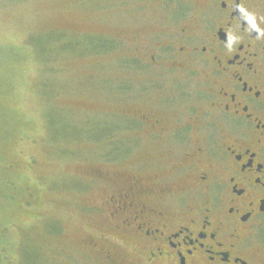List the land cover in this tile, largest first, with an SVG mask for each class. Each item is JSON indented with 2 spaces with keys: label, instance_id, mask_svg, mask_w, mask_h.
Returning <instances> with one entry per match:
<instances>
[{
  "label": "rangeland",
  "instance_id": "374dc122",
  "mask_svg": "<svg viewBox=\"0 0 264 264\" xmlns=\"http://www.w3.org/2000/svg\"><path fill=\"white\" fill-rule=\"evenodd\" d=\"M168 15L142 0H0V264L132 263L112 198L189 146L130 119L170 97L192 115L204 95L194 67L133 76L138 33Z\"/></svg>",
  "mask_w": 264,
  "mask_h": 264
},
{
  "label": "flooded vegetation",
  "instance_id": "af4514ba",
  "mask_svg": "<svg viewBox=\"0 0 264 264\" xmlns=\"http://www.w3.org/2000/svg\"><path fill=\"white\" fill-rule=\"evenodd\" d=\"M142 1L169 15L138 33L133 76L194 67L204 95L192 115L170 97L130 116L162 144L189 147L123 180L117 250L130 245L131 264H264V0Z\"/></svg>",
  "mask_w": 264,
  "mask_h": 264
},
{
  "label": "trees",
  "instance_id": "16d2710c",
  "mask_svg": "<svg viewBox=\"0 0 264 264\" xmlns=\"http://www.w3.org/2000/svg\"><path fill=\"white\" fill-rule=\"evenodd\" d=\"M111 136H109L108 138H110Z\"/></svg>",
  "mask_w": 264,
  "mask_h": 264
}]
</instances>
